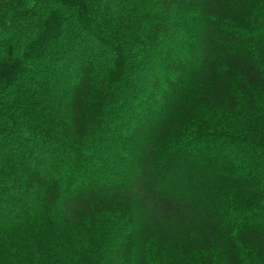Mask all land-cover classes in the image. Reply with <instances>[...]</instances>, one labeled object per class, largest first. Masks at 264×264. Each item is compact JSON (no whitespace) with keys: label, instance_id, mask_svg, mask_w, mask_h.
Returning <instances> with one entry per match:
<instances>
[{"label":"trees","instance_id":"1","mask_svg":"<svg viewBox=\"0 0 264 264\" xmlns=\"http://www.w3.org/2000/svg\"><path fill=\"white\" fill-rule=\"evenodd\" d=\"M0 264H264V0H0Z\"/></svg>","mask_w":264,"mask_h":264}]
</instances>
